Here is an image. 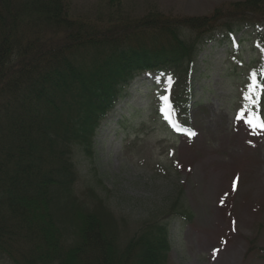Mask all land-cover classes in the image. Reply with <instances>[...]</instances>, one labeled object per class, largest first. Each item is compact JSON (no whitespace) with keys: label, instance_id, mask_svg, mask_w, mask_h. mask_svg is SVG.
Returning a JSON list of instances; mask_svg holds the SVG:
<instances>
[{"label":"trees","instance_id":"obj_1","mask_svg":"<svg viewBox=\"0 0 264 264\" xmlns=\"http://www.w3.org/2000/svg\"><path fill=\"white\" fill-rule=\"evenodd\" d=\"M121 1L92 20L72 17L69 0H0V261L168 264L170 221L190 222L177 196L130 230L93 187L77 192L75 159L92 154L101 123L145 74L188 124L200 53L215 34L256 29L264 0L184 18L133 17ZM255 73L261 81L264 59Z\"/></svg>","mask_w":264,"mask_h":264},{"label":"rangeland","instance_id":"obj_2","mask_svg":"<svg viewBox=\"0 0 264 264\" xmlns=\"http://www.w3.org/2000/svg\"><path fill=\"white\" fill-rule=\"evenodd\" d=\"M238 1L122 0L119 9L133 17L151 8L166 16L202 17L215 10L226 14ZM69 8L72 17L92 20L116 13L109 0H69ZM260 19L262 32L216 39L200 54L191 132L181 135L163 123L161 80L140 76L101 123L92 154L76 156L77 192L93 187L130 230L167 201L182 199L191 218L170 222L168 264H264V129L246 122L247 111L237 118L248 108L249 76L264 57V14ZM259 109L251 111L264 121V94Z\"/></svg>","mask_w":264,"mask_h":264},{"label":"snow or ice","instance_id":"obj_3","mask_svg":"<svg viewBox=\"0 0 264 264\" xmlns=\"http://www.w3.org/2000/svg\"><path fill=\"white\" fill-rule=\"evenodd\" d=\"M256 73L253 72L250 76L251 82L248 85V94L244 96V100L248 102V108L243 109L239 114H238V119H243L245 112H249L251 115L250 119H247L246 122L252 126L253 128L259 127L261 129H264V121H261L259 119V116L257 113L252 112L251 109L253 106L258 107L259 106V100H260V95L264 94V82L257 81L256 79ZM264 75V74H262ZM165 102L167 101V97H163ZM163 111V109H162ZM169 113L165 111V117L168 118ZM215 254V253H214Z\"/></svg>","mask_w":264,"mask_h":264}]
</instances>
